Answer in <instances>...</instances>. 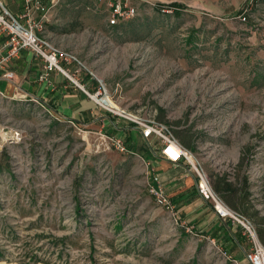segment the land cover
Listing matches in <instances>:
<instances>
[{
	"label": "rangeland",
	"instance_id": "obj_1",
	"mask_svg": "<svg viewBox=\"0 0 264 264\" xmlns=\"http://www.w3.org/2000/svg\"><path fill=\"white\" fill-rule=\"evenodd\" d=\"M136 7L137 16L114 26L100 8L95 15L105 20L97 22L98 33L108 25L117 36L100 34L92 49L80 40L78 52L64 51L93 74L95 89L104 86L121 106L168 124L175 138L190 144L195 167L209 178L213 171L233 172L234 165L241 173L239 152L264 153V80L240 95L237 85L248 81L244 69L233 62L222 66L218 56L189 58V16L174 20L153 6ZM257 19L263 28L264 9ZM222 82L228 95L220 93ZM215 106L223 109L213 111ZM219 117L232 124L213 123ZM0 120V262L248 264L246 238L235 257L215 238L197 233L171 198L173 211L160 205L149 192V162L101 144L99 132L115 134L54 120L45 105L26 97L3 101ZM182 120L194 127H181ZM154 144L151 153L157 154L159 141ZM263 155L250 164H260L264 178ZM262 195L264 200V189Z\"/></svg>",
	"mask_w": 264,
	"mask_h": 264
},
{
	"label": "crops",
	"instance_id": "obj_2",
	"mask_svg": "<svg viewBox=\"0 0 264 264\" xmlns=\"http://www.w3.org/2000/svg\"><path fill=\"white\" fill-rule=\"evenodd\" d=\"M149 1L153 5L141 0L134 2L141 7L144 5L153 6L157 13L164 5L172 8L173 11L167 15L174 20L190 17L188 24L190 29L187 34V48L191 50L189 58L203 57L205 60H213L218 56L220 65L233 62L236 69H244L243 72H246L248 81L243 85H237L240 89V92L237 90V93L240 95L247 89L255 90L262 85L261 82L264 80V27L259 28L258 22L260 20L257 18L264 9V0ZM2 2L10 12L16 15L23 13L25 0H2ZM43 3L47 7L48 18L45 21V29L42 34L63 50L78 52L79 49L76 48V45L80 40H85L86 44L89 42V49H92L93 41L100 34L105 39H112L117 36L112 35L108 25H104V30L99 31L100 33L97 31V22L105 19L100 18V16L96 17L95 13L101 9H106L105 1L43 0ZM40 13V11L34 10L35 17L38 18ZM230 14L232 16L227 19ZM242 17H245V21L241 20ZM225 20H232L231 22L234 23L233 26L236 29L233 26H228ZM121 24L124 22L119 23V25ZM87 29L89 31H86ZM260 30L263 32H260L258 38V31ZM5 43L6 36L0 34V57L6 52ZM62 64L65 69H68L69 74L74 75L78 82L84 86L85 90L95 92L97 88L95 89L92 73L83 70L82 65L76 61L63 62ZM9 67L14 71L13 80L10 82L0 78V90L5 96H14L15 98L26 96L34 103L36 102L33 98L38 99L42 105H45L54 120L65 123L72 121L80 127L90 128V131L103 129L106 132L122 136L127 141V145L133 147L131 148L134 151L131 149V153H137L149 162L148 169L151 179V183H149L164 187L168 197L175 202L177 212L184 215L185 219L192 225L196 224L205 233L204 235H210L217 242L222 243L226 253H232L235 257L239 256L237 253L241 251V243L245 238L241 228L238 225H235V228H230V220L219 218L210 203L198 195L196 173L192 172L184 160L174 165L164 155L160 154V147L157 154L151 153L148 145L140 143L142 140L141 142L147 144V140L141 137L134 125L126 124L122 119H116L105 112L88 96L87 92L70 80L67 75L56 70L50 73L49 82H40L38 75L41 61L30 50H21L17 57L12 59ZM223 84L222 82L220 93L228 95L225 90L226 84ZM219 105L224 104L219 103ZM212 108L213 111L223 109L222 106ZM224 118L219 117L215 119L217 122L213 123H218L221 120L225 123L224 125L232 124L230 120L226 121ZM180 124L181 127H194L189 124V121L184 124L182 120ZM263 154L255 149H250L249 152H239L238 159L244 158L241 173L234 165L233 172L222 171L219 173L213 171L210 176L213 188L216 179L223 178L224 181L232 184L233 192L221 189L218 194L233 210H244L248 217L250 216L249 218L253 220L261 219V222L255 223L258 232L260 228L264 229L262 222L264 221V200L262 198L264 178L260 164L256 168L250 163L252 161L260 162ZM192 189L195 190L193 193ZM228 244H231V249ZM0 264L12 263L4 261Z\"/></svg>",
	"mask_w": 264,
	"mask_h": 264
},
{
	"label": "built area",
	"instance_id": "obj_3",
	"mask_svg": "<svg viewBox=\"0 0 264 264\" xmlns=\"http://www.w3.org/2000/svg\"><path fill=\"white\" fill-rule=\"evenodd\" d=\"M97 1H105L106 9L109 12L107 23L110 26L128 21V19L139 14V10L134 2L135 0ZM141 1L153 5L149 0ZM34 10L41 12L38 18L34 16ZM162 11L169 13L173 9L163 6ZM47 13V7L44 5L43 0H25L23 13L20 15L10 12L2 0H0V34L6 36V52L0 57V78L10 82L13 80L14 71L10 69L9 65L21 50L28 49L41 61L40 73L38 75L40 82H49L50 73L56 70L67 75L70 80L87 92L88 96L105 112L114 117L117 116L116 119L119 118L126 123L134 125L140 132L141 137L147 140L150 151L156 148L154 140H157L161 148L160 154H163L171 163L177 165L178 162L184 160L195 167L193 153L173 136L169 125L164 121H159L154 116L132 109L129 110L127 107L121 106L110 96L104 86L99 87L95 92H88L74 75L69 74L68 69H65L62 64L63 61L66 63L76 61L80 65L81 63L73 54L62 50L42 34L45 29V21L48 18ZM241 20L245 21V17H242ZM13 98L15 97L5 96L0 90V104ZM33 100L43 107L38 99L33 98ZM4 132L5 127L0 120V137L3 136ZM98 134L102 145L105 144L107 147H111L121 153H131L126 146V140L122 136L116 134L107 135L104 132H99ZM195 168L198 195L211 204L213 211H215L219 218L228 219L232 224L238 225L241 228L242 234L250 244L249 249L244 253L248 264H264V245L258 237L257 225L253 222L252 218H249L238 210L230 208L223 197L214 191L208 174L202 168ZM149 192L160 205H165L173 211V203L164 188L149 184Z\"/></svg>",
	"mask_w": 264,
	"mask_h": 264
},
{
	"label": "trees",
	"instance_id": "obj_4",
	"mask_svg": "<svg viewBox=\"0 0 264 264\" xmlns=\"http://www.w3.org/2000/svg\"><path fill=\"white\" fill-rule=\"evenodd\" d=\"M165 6V5H164ZM160 9H162V8H160ZM182 143V142H181ZM186 148L187 147H190V144L188 143V142H183L182 143ZM132 147V146H131ZM129 145H127V148H128V150L129 151H134V149H132ZM192 148V147H191ZM132 149V150H131ZM136 152V151H135ZM211 185H212V182H211ZM214 191L216 192V193H218V191H220L221 189L222 190H226V191H231V192H233L234 191V189H233V187H232V184L231 183H228V182H226V181H224L223 180V178H221V179H216L215 180V186H214ZM195 190L194 189H192V193L194 192ZM225 201V200H224ZM175 203V202H174ZM176 209V208H175ZM176 211H177V209H176ZM182 216V215H181ZM183 217H185L184 215L182 216V218ZM194 226H195V228H196V231H197V233H202V234H205L203 231H201L197 226H196V224H194ZM258 237H259V239L264 243V229H259V232H258ZM36 257V255H34L33 254V257Z\"/></svg>",
	"mask_w": 264,
	"mask_h": 264
}]
</instances>
